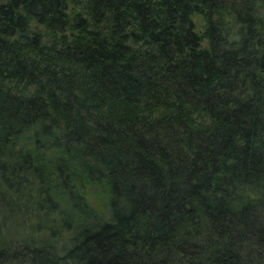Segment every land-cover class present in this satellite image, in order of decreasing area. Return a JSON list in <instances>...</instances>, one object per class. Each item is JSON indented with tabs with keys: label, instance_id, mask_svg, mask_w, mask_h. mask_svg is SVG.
<instances>
[{
	"label": "trees",
	"instance_id": "16d2710c",
	"mask_svg": "<svg viewBox=\"0 0 264 264\" xmlns=\"http://www.w3.org/2000/svg\"><path fill=\"white\" fill-rule=\"evenodd\" d=\"M0 264H264V0H0Z\"/></svg>",
	"mask_w": 264,
	"mask_h": 264
},
{
	"label": "rangeland",
	"instance_id": "374dc122",
	"mask_svg": "<svg viewBox=\"0 0 264 264\" xmlns=\"http://www.w3.org/2000/svg\"><path fill=\"white\" fill-rule=\"evenodd\" d=\"M89 201L93 206H95L97 209L104 210V204L105 202L102 200V198L99 197V195L92 190V192L89 193Z\"/></svg>",
	"mask_w": 264,
	"mask_h": 264
}]
</instances>
